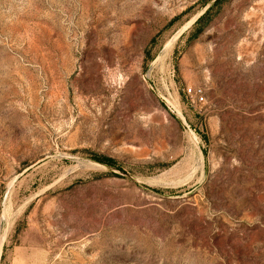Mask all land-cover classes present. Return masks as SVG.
I'll use <instances>...</instances> for the list:
<instances>
[{"label":"rangeland","instance_id":"374dc122","mask_svg":"<svg viewBox=\"0 0 264 264\" xmlns=\"http://www.w3.org/2000/svg\"><path fill=\"white\" fill-rule=\"evenodd\" d=\"M0 264H264V0H0Z\"/></svg>","mask_w":264,"mask_h":264},{"label":"built area","instance_id":"2783aa9c","mask_svg":"<svg viewBox=\"0 0 264 264\" xmlns=\"http://www.w3.org/2000/svg\"><path fill=\"white\" fill-rule=\"evenodd\" d=\"M187 95L191 97H195L196 99H199L202 101V91L199 88H194V89H187L186 90Z\"/></svg>","mask_w":264,"mask_h":264},{"label":"trees","instance_id":"16d2710c","mask_svg":"<svg viewBox=\"0 0 264 264\" xmlns=\"http://www.w3.org/2000/svg\"><path fill=\"white\" fill-rule=\"evenodd\" d=\"M97 161H101V162L107 163V164H112V162L110 160H106V159H103V160L97 159Z\"/></svg>","mask_w":264,"mask_h":264}]
</instances>
